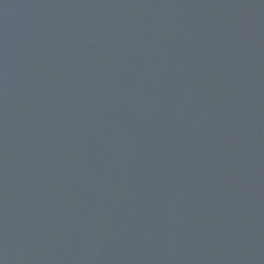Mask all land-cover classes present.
Instances as JSON below:
<instances>
[{"label": "water", "instance_id": "water-1", "mask_svg": "<svg viewBox=\"0 0 264 264\" xmlns=\"http://www.w3.org/2000/svg\"><path fill=\"white\" fill-rule=\"evenodd\" d=\"M0 264H264V0H0Z\"/></svg>", "mask_w": 264, "mask_h": 264}]
</instances>
